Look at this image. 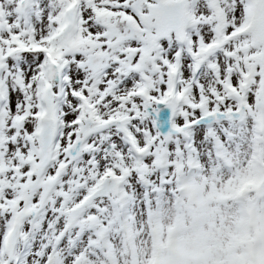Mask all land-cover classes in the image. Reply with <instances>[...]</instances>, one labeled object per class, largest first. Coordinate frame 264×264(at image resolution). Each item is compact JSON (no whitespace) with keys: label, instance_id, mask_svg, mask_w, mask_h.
I'll list each match as a JSON object with an SVG mask.
<instances>
[{"label":"snow or ice","instance_id":"snow-or-ice-1","mask_svg":"<svg viewBox=\"0 0 264 264\" xmlns=\"http://www.w3.org/2000/svg\"><path fill=\"white\" fill-rule=\"evenodd\" d=\"M0 264H264V0H0Z\"/></svg>","mask_w":264,"mask_h":264}]
</instances>
